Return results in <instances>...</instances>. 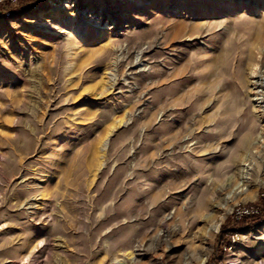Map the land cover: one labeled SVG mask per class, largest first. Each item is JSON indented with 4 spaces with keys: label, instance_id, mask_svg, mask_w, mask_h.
I'll list each match as a JSON object with an SVG mask.
<instances>
[{
    "label": "rangeland",
    "instance_id": "374dc122",
    "mask_svg": "<svg viewBox=\"0 0 264 264\" xmlns=\"http://www.w3.org/2000/svg\"><path fill=\"white\" fill-rule=\"evenodd\" d=\"M249 59L264 72V0L1 5L0 264H101L123 240L141 257L106 264H264V220L222 249L230 218L264 212Z\"/></svg>",
    "mask_w": 264,
    "mask_h": 264
},
{
    "label": "bare ground",
    "instance_id": "6f19581e",
    "mask_svg": "<svg viewBox=\"0 0 264 264\" xmlns=\"http://www.w3.org/2000/svg\"><path fill=\"white\" fill-rule=\"evenodd\" d=\"M146 49V48H145ZM145 49H142V50H140V53L139 54H137V56H136V61L135 62H137V60L139 59V57H140V55H141V53H143V51L145 50ZM147 49H148V47H147ZM213 59H216V62H212V63H210V64H207V67L209 68V73L210 74H213V75H215L216 73H217V65H218V62L220 61V59H221V56H214L213 57ZM257 64L256 63H254L252 60H248V61H246V63H245V65L243 66L244 68H245V70L244 71H246V70H248L249 71V74H248V76L249 77H251V78H254V76H257L256 78V80L254 81V82H252V83H249L248 82V84H250V86H251V89L247 92V96H249V97H251V94L252 93H254L255 95H256V97H255V101H257V104H258V106H259V110H255V111H251L250 109H249V105H250V101H249V104L247 105V107L245 108V110L243 111V115L245 116V118H246V123H245V125H244V131H245V134H244V139H243V142H242V144H243V147H248L249 145H250V142L252 141V139H254V138H256V137H261V138H263L264 139V127L261 129V132H259V134H257L256 135V130H255V124H256V122L258 121L260 124L262 123V120H264V85L262 84V82H263V80H262V78L261 79H258L260 76H262V73H264V72H262L261 73V70L262 69H258L257 68ZM149 69H150V67H149ZM244 71H243V73H244ZM240 74H242V72H239V75ZM240 77L242 78V76L240 75ZM218 78L216 77V76H214V78H212V79H210L209 81H208V88H209V91L211 92V94H212V98H214L215 97V95L217 94L215 91H216V88H217V85H218ZM114 84V83H113ZM32 131H33V133H37V131H36V129L35 128H33L32 129ZM215 131V130H214ZM218 131H220V130H218ZM26 132V131H25ZM109 132H111V129L108 131V133L106 134V136H105V138H104V140H102V144H103V147L105 148L106 147V145H107V140H108V136H109ZM30 133V132H29ZM213 135H215V134H213ZM241 144V145H242ZM27 146V145H26ZM245 147V148H246ZM190 152H192V150L190 151ZM89 157L91 158V160L90 161H88V163H87V166H89L90 167V169H91V167L94 165H96V162H95V154H93V153H91L90 151H89ZM60 163L59 162H57V165H56V169H58L59 168V165ZM28 172V170H24L22 173H21V179L24 177V175L23 174H25V173H27ZM64 172H66V173H70L71 172V170H70V168H68V170H64ZM91 172V171H90ZM87 179H85V181H86ZM22 181V180H21ZM87 182V181H86ZM92 183V182H91ZM89 185H88V182L87 183H85V187L87 188ZM34 189H32V191H33ZM17 195L18 196H16L15 197V199H18V200H20V198H21V194L19 193V192H17ZM47 195L45 194V193H41V195H40V197L41 198H45ZM26 203V205L28 204V203H30L29 201H26L25 202ZM20 203H18L17 204V206L19 205ZM170 216V215H169ZM169 216H166L167 218H170ZM163 218V220H162V222H164V221H167V218ZM48 218H52V216L51 215H49L48 216ZM210 225H209V227H208V230H205L204 231V233H206L207 231L208 232H211V233H215L216 231H217V229H218V222L216 221V220H213V219H211L210 221ZM161 223V222H160ZM26 243V242H25ZM30 243V242H29ZM41 244H45V240L44 239H41L40 241H38L37 242V245H36V247L38 246V245H41ZM119 245H117V248H118V252H122L123 250H127L126 252H123L121 255L119 254V253H117L116 252V249H113L114 247H113V245H111L110 243H107V245L106 246H104V248H102L101 249V251L100 252H102L104 255H103V257H102V260H101V264H106L107 263V260H108V257L111 255V254H114L115 252H116V254H117V256H121V257H123V258H128V259H130V260H134V257H135V255H136V257L138 258V257H141V254H138V253H140V251H141V248H142V245L141 244H138V247H136V248H134L132 251H131V249L129 250V249H127V248H129V245H125V240H123V241H120V243H118ZM134 251H136V254H134L135 252ZM136 257H135V259H136ZM116 259V258H115ZM21 262L23 263V264H34V261H33V259H32V253H30V254H28V255H23L22 257H21ZM198 260H199V264H201L202 262H203V259L202 258H198ZM121 263V262H120ZM134 264V263H133Z\"/></svg>",
    "mask_w": 264,
    "mask_h": 264
},
{
    "label": "trees",
    "instance_id": "16d2710c",
    "mask_svg": "<svg viewBox=\"0 0 264 264\" xmlns=\"http://www.w3.org/2000/svg\"><path fill=\"white\" fill-rule=\"evenodd\" d=\"M22 3V2H19ZM1 8V5H0ZM230 222L228 224H232L233 226V230L232 231H228V233L225 235L226 238L225 240H223L222 242V249H227L228 247H230L233 244L232 241V237L234 236V234H237V232L239 230H244V229H250L252 227H254L255 225H258L259 223H261L264 220V212L260 213L259 216H252V217H247V218H243L239 221H235L233 218H230ZM223 227H228V225L223 226ZM224 228H222L223 230Z\"/></svg>",
    "mask_w": 264,
    "mask_h": 264
},
{
    "label": "built area",
    "instance_id": "2783aa9c",
    "mask_svg": "<svg viewBox=\"0 0 264 264\" xmlns=\"http://www.w3.org/2000/svg\"><path fill=\"white\" fill-rule=\"evenodd\" d=\"M14 1H16V0H0V5L13 3ZM251 212H253V211L251 210ZM237 213H238V216L249 214V212L247 210L246 211L245 210H239Z\"/></svg>",
    "mask_w": 264,
    "mask_h": 264
}]
</instances>
